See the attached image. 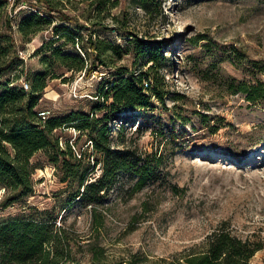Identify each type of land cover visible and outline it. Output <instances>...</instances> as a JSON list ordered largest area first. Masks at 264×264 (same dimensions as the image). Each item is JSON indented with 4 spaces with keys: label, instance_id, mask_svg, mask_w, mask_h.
Masks as SVG:
<instances>
[{
    "label": "rangeland",
    "instance_id": "1",
    "mask_svg": "<svg viewBox=\"0 0 264 264\" xmlns=\"http://www.w3.org/2000/svg\"><path fill=\"white\" fill-rule=\"evenodd\" d=\"M93 1L53 3L85 27L93 17L100 21L98 27H120L115 33L121 43L120 32L125 29L148 40L147 45L159 47L164 101L152 96L151 105L143 110L119 111L128 115L123 123L125 141L114 145L133 147L142 156L158 159L155 176L136 188L135 176L121 174L97 207L98 224L89 205L63 208L76 183L61 181L59 169L39 150L30 159L35 165L33 193L4 206L1 200L7 191L0 187V219L25 206L54 209L57 222L62 217L60 222L81 243L82 259L91 257L93 246L102 247L101 264H151L171 257L199 243L226 220L237 234L262 242L251 260L264 264V100L253 103L228 86L229 81L240 79L264 80V0H158L151 11L132 0H115L99 16ZM21 3L43 6L36 0H13V5ZM57 13L52 15L56 18ZM5 17H9L7 9L0 16V28ZM8 28L23 68H41L38 54L32 52L51 34L50 26L27 37L11 21ZM87 29L82 28V33ZM100 35L112 37L104 31ZM107 57L111 69L128 66L139 71L155 64L134 59L133 53ZM108 67L98 63L89 71L67 70V80L48 78L38 98L39 110L48 109V115L77 107L90 111L92 95L110 73ZM104 113L96 110L95 115ZM202 113L207 124L199 120ZM110 123L116 128L121 120ZM55 134L60 146L68 140L82 163L90 165L87 178L94 180L100 172L95 162L99 153L87 134L73 125H61Z\"/></svg>",
    "mask_w": 264,
    "mask_h": 264
},
{
    "label": "trees",
    "instance_id": "2",
    "mask_svg": "<svg viewBox=\"0 0 264 264\" xmlns=\"http://www.w3.org/2000/svg\"><path fill=\"white\" fill-rule=\"evenodd\" d=\"M42 7L29 4L10 17H5L0 28V187L6 192L1 204L7 206L33 193L32 173L35 165L30 159L42 150L59 169L60 180L76 183L74 189L63 201L68 209L78 203L89 205L98 224L101 217L97 207L103 204L106 193L117 182L121 174L135 176L134 185L140 188L155 176V168L160 162L149 155H141L133 147L116 149L115 142L125 141L124 121L128 115H119L128 107L143 110L151 105L150 98L156 96L164 101V78L159 73L162 66L158 46L147 45L148 40L123 29V43L115 33L120 27H98L100 21L93 17L89 27L78 22L76 17L60 11L53 0H36ZM145 11H151L158 0H132ZM113 0H94V8L99 13L107 5H115ZM37 9H34V8ZM45 10H42L43 8ZM6 9V0H0V16ZM57 11L56 18L53 14ZM56 19V21L53 20ZM13 22L23 37L50 26L51 34L33 54H38L41 68H23L17 45L9 23ZM52 21L54 23L52 24ZM71 23L73 27L68 25ZM82 28H88L82 33ZM107 30V31H105ZM108 32L106 39L100 32ZM118 32V31H116ZM106 34V33H105ZM133 53L134 59L146 58L152 63L146 70L134 71L128 66L111 69L108 54ZM106 55V56H105ZM98 63L111 70L103 77L93 93L90 111L82 107L71 108L62 113L41 117L38 115L41 92L48 78L61 77L69 71H86L97 67ZM257 64V63H255ZM11 77L8 74L10 71ZM20 71V74L18 73ZM22 75L19 83L16 79ZM28 84L23 87L22 81ZM232 92H242L253 103L264 100V80L255 79L229 81ZM96 110H104L103 115H95ZM111 119L121 120L118 127L111 125ZM207 124L204 113L200 119ZM73 125L87 134L91 145L99 156L100 172L94 180L87 178L90 165L82 163L68 140L59 144L56 128ZM116 130L117 135H112ZM17 214L0 219V264H101L102 247L93 246L91 257L82 259L78 252L81 243L60 222L54 209L24 207ZM262 242L250 235H239L228 221L222 220L205 237L171 257L154 259L151 264H255L251 258L262 248ZM132 264V263H129Z\"/></svg>",
    "mask_w": 264,
    "mask_h": 264
},
{
    "label": "built area",
    "instance_id": "3",
    "mask_svg": "<svg viewBox=\"0 0 264 264\" xmlns=\"http://www.w3.org/2000/svg\"><path fill=\"white\" fill-rule=\"evenodd\" d=\"M28 6L29 5L25 4V3H21V5H19V6L15 5V4L13 5V0H6V9L8 10L9 17L15 15L19 9H22V8L28 7ZM15 27H16V25H15ZM22 84H23L24 88L28 87V84H26V82L24 80L22 81ZM48 114H49L48 109H42V110L38 111V115H40L41 117H47ZM88 142L91 144L90 139H88Z\"/></svg>",
    "mask_w": 264,
    "mask_h": 264
},
{
    "label": "bare ground",
    "instance_id": "4",
    "mask_svg": "<svg viewBox=\"0 0 264 264\" xmlns=\"http://www.w3.org/2000/svg\"><path fill=\"white\" fill-rule=\"evenodd\" d=\"M251 153H252V152H251ZM251 153H250V154H251ZM250 154H249V155H250Z\"/></svg>",
    "mask_w": 264,
    "mask_h": 264
}]
</instances>
